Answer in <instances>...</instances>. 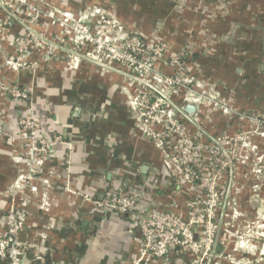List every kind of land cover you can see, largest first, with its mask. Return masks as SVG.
I'll use <instances>...</instances> for the list:
<instances>
[{"label":"crops","instance_id":"obj_1","mask_svg":"<svg viewBox=\"0 0 264 264\" xmlns=\"http://www.w3.org/2000/svg\"><path fill=\"white\" fill-rule=\"evenodd\" d=\"M35 1L74 17L101 8L126 32L165 42L182 54L178 72L187 75L195 92L180 91L170 98L177 117L179 108L187 114L179 117L185 133L204 147L214 139L227 147L234 135L242 134L232 165L218 180L219 241L216 258L206 264H247L243 258L264 264V237H236L258 223L264 233V178L255 181L256 166L264 170V0ZM11 20L2 46L13 58V38L29 30L20 18ZM30 28L48 37L54 33L45 17ZM40 56L33 51L29 58ZM2 61L0 53L1 79L26 89L28 97L14 99L0 91L5 132L0 137V236L13 211L25 217L17 234L24 246L15 253L19 262L135 264L140 234L132 220L115 212L101 214L94 201L112 189L128 193L139 207L185 217L189 204L203 197L207 152L202 153L198 180L179 185L166 168L163 148L139 130L129 102L134 84L119 71L87 60L68 66L40 59L33 71L15 70ZM157 68L174 72L167 65ZM202 91L216 94L226 112L194 103L191 97ZM187 104L195 110L185 111ZM28 109L42 120L41 132L58 134L60 141L32 185L28 181L20 188L25 146L10 136ZM240 242L257 249H245ZM191 259L190 253L172 249L154 264H190ZM0 264L7 261L0 257Z\"/></svg>","mask_w":264,"mask_h":264},{"label":"built area","instance_id":"obj_2","mask_svg":"<svg viewBox=\"0 0 264 264\" xmlns=\"http://www.w3.org/2000/svg\"><path fill=\"white\" fill-rule=\"evenodd\" d=\"M19 13L25 14L22 17ZM43 17L51 23L52 36L38 33L34 28L30 30V23ZM12 18H20L25 23L24 28L29 30L27 34L13 38V58L2 46ZM33 51L40 52L41 58H29ZM0 53L2 65L15 70L33 71L41 59L45 62L62 60L68 66L87 60L102 68L119 71L134 84L129 102L139 130L163 148L166 168L178 177L179 185L193 184L198 180L202 153L206 151L204 194L189 204L185 217L139 207L128 193L112 189L95 200L94 206L101 214L115 212L132 220L140 234V251L135 264H154V260L163 259L172 249L190 253V264H206L216 258L221 224L218 180L232 165L241 135H234L227 147L218 139L204 147L185 133L179 117L187 118V114L179 108L180 116L177 117L170 98L173 93H186V87L191 83L187 75L178 72L181 53L172 51L165 42L146 40L136 33L126 32L101 8L74 17L58 8L43 9L35 0H0ZM158 65L171 67L173 74L161 72ZM0 91L14 99L28 97L26 89L18 84L5 83L1 75ZM203 93L200 92L198 98L191 97L195 99L194 103L203 102L226 112L216 94ZM17 123L18 132L10 138L14 142H24L25 171L18 179V186L23 188L28 181L32 185L34 175L51 158L60 135L42 133V120L30 109L19 116ZM4 135L0 109V137ZM24 223L22 214L11 211L7 216L5 235L0 236V257L7 264H24L15 256L16 251L24 248L17 239Z\"/></svg>","mask_w":264,"mask_h":264},{"label":"rangeland","instance_id":"obj_3","mask_svg":"<svg viewBox=\"0 0 264 264\" xmlns=\"http://www.w3.org/2000/svg\"><path fill=\"white\" fill-rule=\"evenodd\" d=\"M190 86V85H189ZM192 88L191 87H186V92H190L189 90H191ZM192 92V91H191ZM242 135V134H241ZM238 143H239V141H238ZM238 143H237V145H238ZM256 176H255V181L258 183V180H261V178H264V170L263 171H259V168L256 166ZM259 221V220H258ZM261 224H253V225H249V226H247L244 230H242V231H244V232H242L241 233V235H238V234H236L237 236V238H239V236L240 237H242V238H244V236H247L248 238H253V239H259V238H261V237H264V233L261 231ZM239 241H240V238H239ZM240 245H241V247H243V248H245V249H248V250H255V249H257L256 247H257V245H255V244H251V243H242V242H240ZM260 247V246H259ZM263 247H264V245H263ZM261 248H262V246H261ZM246 262L245 263H247V264H251V262L248 260V259H245V258H243ZM234 262V264H242V262H241V260H237V261H233Z\"/></svg>","mask_w":264,"mask_h":264},{"label":"water","instance_id":"obj_4","mask_svg":"<svg viewBox=\"0 0 264 264\" xmlns=\"http://www.w3.org/2000/svg\"><path fill=\"white\" fill-rule=\"evenodd\" d=\"M195 110V106L193 104H187L185 106V111L187 112H193ZM78 112V109L74 110V114H76Z\"/></svg>","mask_w":264,"mask_h":264},{"label":"trees","instance_id":"obj_5","mask_svg":"<svg viewBox=\"0 0 264 264\" xmlns=\"http://www.w3.org/2000/svg\"><path fill=\"white\" fill-rule=\"evenodd\" d=\"M216 249H217V247H216Z\"/></svg>","mask_w":264,"mask_h":264}]
</instances>
